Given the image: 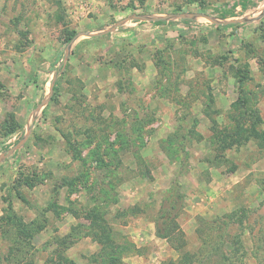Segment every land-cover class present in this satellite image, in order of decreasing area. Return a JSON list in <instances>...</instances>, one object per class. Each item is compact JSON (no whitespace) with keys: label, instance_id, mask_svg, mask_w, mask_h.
<instances>
[{"label":"rangeland","instance_id":"374dc122","mask_svg":"<svg viewBox=\"0 0 264 264\" xmlns=\"http://www.w3.org/2000/svg\"><path fill=\"white\" fill-rule=\"evenodd\" d=\"M176 180L193 264H264V0H0V264H171Z\"/></svg>","mask_w":264,"mask_h":264},{"label":"trees","instance_id":"16d2710c","mask_svg":"<svg viewBox=\"0 0 264 264\" xmlns=\"http://www.w3.org/2000/svg\"><path fill=\"white\" fill-rule=\"evenodd\" d=\"M74 34L75 31L70 32L66 38L67 43H70L73 40ZM183 198L184 194L181 192V187L176 180L172 189L164 195L163 210L159 222H157V235L167 239L171 246L180 252V257L176 260H172L171 264H193V261H191V253L185 250L187 245L185 232L176 219L172 218L173 213L178 210ZM107 240L108 239H106L105 242ZM115 257L117 258V255L113 258ZM110 261L112 260L109 259L106 263H109Z\"/></svg>","mask_w":264,"mask_h":264}]
</instances>
